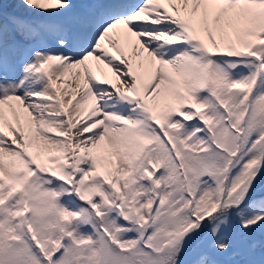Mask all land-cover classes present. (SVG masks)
Listing matches in <instances>:
<instances>
[{
	"label": "snow or ice",
	"instance_id": "snow-or-ice-1",
	"mask_svg": "<svg viewBox=\"0 0 264 264\" xmlns=\"http://www.w3.org/2000/svg\"><path fill=\"white\" fill-rule=\"evenodd\" d=\"M0 264H264V0H0Z\"/></svg>",
	"mask_w": 264,
	"mask_h": 264
}]
</instances>
